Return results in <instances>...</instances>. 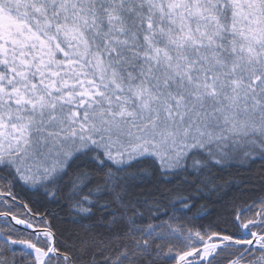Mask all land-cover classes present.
Instances as JSON below:
<instances>
[{
  "label": "snow or ice",
  "instance_id": "snow-or-ice-1",
  "mask_svg": "<svg viewBox=\"0 0 264 264\" xmlns=\"http://www.w3.org/2000/svg\"><path fill=\"white\" fill-rule=\"evenodd\" d=\"M0 264H264V0H0Z\"/></svg>",
  "mask_w": 264,
  "mask_h": 264
}]
</instances>
